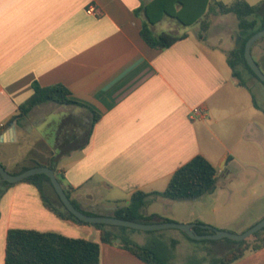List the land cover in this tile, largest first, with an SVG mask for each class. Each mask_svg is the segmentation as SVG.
<instances>
[{
    "label": "crops",
    "instance_id": "crops-1",
    "mask_svg": "<svg viewBox=\"0 0 264 264\" xmlns=\"http://www.w3.org/2000/svg\"><path fill=\"white\" fill-rule=\"evenodd\" d=\"M150 1L0 0V125H5L0 127V163L9 161L12 149L21 151L8 162L17 172L36 163L54 165L63 188L82 210L114 217L135 192H163L179 168L203 155L218 171L215 191L195 200L150 194L143 215L182 224L200 221L217 230L234 225L243 233L264 219V205L256 222L222 226L208 200L232 194L233 183L248 185L254 193L261 190L259 199L264 200V104L253 92L264 95V85H240L222 39L210 44L219 35L212 20L216 14L210 15L205 39L172 28L169 32L186 37L166 49L150 47L141 37L146 16L137 13ZM168 19L151 25L155 35L167 32L160 26ZM260 62L264 66V57ZM35 82L66 86L80 105L66 106L69 113L51 121L53 113L43 110L55 103H45L10 124ZM195 108L204 110L203 118L191 117ZM92 111L100 119L87 142ZM51 124L56 128L47 137L43 131ZM10 229L100 243L101 264H146L120 247L119 238L104 243L101 229L58 216L39 190L24 181L0 199V264H5ZM110 230L156 249L151 242L162 240L166 229L148 231L149 241L139 236L140 242L131 231ZM185 234L171 235L172 246L189 240ZM234 264H264V248Z\"/></svg>",
    "mask_w": 264,
    "mask_h": 264
},
{
    "label": "trees",
    "instance_id": "trees-1",
    "mask_svg": "<svg viewBox=\"0 0 264 264\" xmlns=\"http://www.w3.org/2000/svg\"><path fill=\"white\" fill-rule=\"evenodd\" d=\"M138 12H143L146 16V21L141 30V37L154 49L169 48L177 41L186 37V35L177 36L171 32L155 35L151 30V25L161 22L165 17L172 18L183 26L200 24L201 32L199 37L205 39L211 28V14H235L238 18V29L244 34L241 35L238 45L227 53V62L232 69V75L242 86H246L249 76L264 85V82L254 73L245 58L246 43L255 33L264 29V0L254 5L246 0H235L231 4L216 1L214 5L212 4V0H152L149 3L143 4ZM257 63L263 71L261 64ZM32 90V95L18 107L10 124L13 122L19 123L27 118L34 108L45 103H55L64 106L80 105L71 99V91L62 84L41 86L35 82ZM92 114L87 142L90 139L94 125L100 119V115L95 111H92ZM67 153L68 151L60 152V154ZM36 166H41V164L36 163L31 166H23L16 174ZM49 167L56 172V166L49 165ZM217 172L215 166L207 158L203 155H198L175 172L163 192H135L132 195L130 204L118 209L113 216L142 223L156 221L171 222L169 219L160 218L156 215H143L142 209L145 207L150 194L161 195L170 200L199 199L215 191ZM24 182L34 185L41 193L44 204L58 216L72 220L78 224L93 225L101 229L102 242L113 244L119 238L121 241L120 247L129 251L144 263L169 264L166 256L156 249L140 245L129 238L114 234L110 230L114 226L88 224L79 220L62 204L52 185L51 179L47 175L38 174L30 176ZM14 185L4 181L0 175V199ZM66 192L71 199L69 192ZM51 195H53L54 199ZM71 201L81 212L96 216V214L82 210L73 200ZM197 223L203 225L200 221H197ZM120 229L122 231L131 230L126 227H120ZM263 230L264 228L251 239L240 242L228 238L207 240L216 245L228 246V250L224 255L215 258L212 264H234L247 253L263 249ZM197 232L203 235L213 233L214 231L197 227ZM186 237L191 241H196L188 235ZM176 244L177 242L173 241V245L175 246ZM5 264H101V245L90 240L71 238L57 233L39 232L29 229H10L6 239Z\"/></svg>",
    "mask_w": 264,
    "mask_h": 264
},
{
    "label": "rangeland",
    "instance_id": "rangeland-1",
    "mask_svg": "<svg viewBox=\"0 0 264 264\" xmlns=\"http://www.w3.org/2000/svg\"><path fill=\"white\" fill-rule=\"evenodd\" d=\"M234 1L235 0H223L225 4H231ZM246 1H248L250 4H257L261 0ZM215 2V0H212L213 5L215 4ZM212 17L214 27L216 28L219 35H215L214 37H212L210 39V44H217L219 39H222L223 48L231 51L238 45L241 35L244 34L238 29L237 16L235 14H219L218 16L214 15ZM160 27H162L164 31L167 32H169L173 28L174 33L186 32L187 34L196 35V33L200 34L201 32L200 24H195L192 26H181L180 28V24L171 18L168 19V22L166 20L163 21ZM253 56L254 59L261 64L260 61L262 60V57H264V38L254 45ZM262 68L264 72V66H262ZM247 82L250 86L255 82L259 83L255 78L251 76H249ZM253 92L257 101L261 104H264V95H261L260 91L258 92L257 90H253ZM63 107L57 106L56 104H51L49 106H46L43 112L44 114L52 112L53 115L51 116V119H49L52 121L56 119V116L61 113H69L70 108H66V106ZM88 121L89 129L91 123L90 116ZM55 128V124H51L50 126L46 127V129L43 131V134H48L47 137H50ZM24 150H26V146L24 147ZM20 152V150L16 151L8 149L7 155L9 161H13L14 155L16 156V153L19 155ZM8 162L3 161V163L0 164H2L9 173L16 174L17 171H15L12 168L11 163ZM243 170L244 169L240 167V171L243 172ZM247 175L250 174L248 173ZM229 191H232L233 193L231 192L232 194H228L229 192H227L225 194L214 197L210 196V199L208 200V202L211 203L216 210H218V212L216 213V217L219 219L218 221L222 224V226L235 222L239 225H248L251 222H256L258 218H260V214L263 212L262 206L264 205V200L259 199L262 191L257 190V192L254 193V191L249 189L248 185L236 183H233L231 185ZM239 228L240 227H234L233 225L223 231L241 234L242 231ZM118 229H120V227H118ZM127 231L135 233L134 240H142L138 238L139 236L144 237V240L147 239V241H149L150 239L148 236V231L136 229ZM162 232L164 233L163 239L159 241L153 240V242L151 243L155 244V248L158 252L166 256L169 264H212V261L215 258L224 255V253L228 250L227 245H216L215 243L207 240H182V242H180L178 245L172 246L170 236L174 234L180 235L182 231L179 229L168 228L166 230H162Z\"/></svg>",
    "mask_w": 264,
    "mask_h": 264
},
{
    "label": "water",
    "instance_id": "water-1",
    "mask_svg": "<svg viewBox=\"0 0 264 264\" xmlns=\"http://www.w3.org/2000/svg\"><path fill=\"white\" fill-rule=\"evenodd\" d=\"M264 38V29L255 33L246 43L245 46V58L248 65L254 71V73L264 82V72L261 67L258 65L253 56V47L254 45ZM3 138L0 137V141ZM45 174L47 175L52 182V185L57 192L62 204L65 208L72 213L79 220L88 223V224H104V225H112V226H120L126 227L130 229L136 230H144V231H157L162 229L174 228L179 229L185 232L190 238L194 240H221L224 238H228L234 241H245L253 237L257 232L261 231L264 228V219L255 224L253 227L249 228L247 231L236 234L229 231L217 230L211 227L210 225H197L194 223L182 224V223H174V222H160V223H142L136 221H130L125 219H120L116 217H107V216H99V215H87L76 208V206L72 203L71 199L67 195V192L63 188L56 172L54 169L46 166H37L31 169H28L19 174H11L9 173L5 167L0 164V175L3 180L17 184L23 182L30 176ZM197 226H200L203 229L213 230V233L208 234H199L196 230Z\"/></svg>",
    "mask_w": 264,
    "mask_h": 264
},
{
    "label": "built area",
    "instance_id": "built-area-1",
    "mask_svg": "<svg viewBox=\"0 0 264 264\" xmlns=\"http://www.w3.org/2000/svg\"><path fill=\"white\" fill-rule=\"evenodd\" d=\"M95 11H96L95 7L91 6V7L89 8V13L93 14V13H95ZM204 115H205V112H204L203 109H201V108H195V109L192 110V115H191V117H192L193 119H195V118H203ZM0 127H1V128H4L5 125H4V124H1Z\"/></svg>",
    "mask_w": 264,
    "mask_h": 264
}]
</instances>
